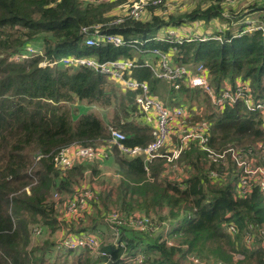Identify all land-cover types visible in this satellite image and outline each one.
I'll use <instances>...</instances> for the list:
<instances>
[{
	"label": "trees",
	"instance_id": "16d2710c",
	"mask_svg": "<svg viewBox=\"0 0 264 264\" xmlns=\"http://www.w3.org/2000/svg\"><path fill=\"white\" fill-rule=\"evenodd\" d=\"M124 1L0 0V264H192L190 255L205 264H264V244L248 241L264 226L262 191L254 185L241 196V169L232 152L215 160L198 141H190L171 162L166 157L148 161L120 155L113 144L106 161L114 163L119 178L112 183L100 180L93 207L99 212L104 205H116L127 214L139 211L149 216L153 211L159 222L151 216L148 230L119 225L123 245L106 244L101 237L110 256L87 249L76 258L50 257L58 243L54 236L64 226L68 232L103 230L98 220L83 223V218L75 228L60 217L64 194L73 191L87 169L100 171L87 160L61 168L53 159L57 151L73 143L105 145L111 138L109 126L125 133L127 145H146L154 137L152 125L133 103L136 91L122 88L85 63H64L66 56L132 60L129 75L147 81L151 94L170 107L186 105L192 112L190 123H209L208 145L216 151L242 148V154L264 165V111L249 108L242 99L220 106L183 77L176 82L158 77L161 56L155 51L171 54L172 63L187 70L195 71L203 63L218 96L228 84L235 87L247 80L253 100L264 102V4H254L244 15L225 16L226 0H200L183 12L162 1L149 5L140 18L126 15L116 21ZM247 16L253 29L242 21ZM214 19L225 26L206 40L164 38L169 28ZM109 33L120 35L125 44L109 42ZM92 35L96 43L88 44ZM28 45L34 47L30 56L16 58ZM77 100L112 107L110 122L96 112L76 114L71 103ZM195 101L199 110L193 108ZM203 104L209 109L203 110ZM173 139L175 145L178 137ZM176 161L186 173L172 179L166 176V165ZM53 192L61 198L52 197ZM229 224L236 226L234 232ZM36 227H41L37 234ZM33 235L39 236L36 242ZM139 251L141 263L122 258ZM239 251L243 257L235 258Z\"/></svg>",
	"mask_w": 264,
	"mask_h": 264
},
{
	"label": "built area",
	"instance_id": "2783aa9c",
	"mask_svg": "<svg viewBox=\"0 0 264 264\" xmlns=\"http://www.w3.org/2000/svg\"><path fill=\"white\" fill-rule=\"evenodd\" d=\"M164 2L169 6L170 0H126L119 4L121 13L118 12V17L116 21L122 20L126 15H132L133 17L140 18L147 12V7L149 5H156L160 2ZM236 0H226V3L232 4ZM170 7V6H169ZM225 16H229L227 11L224 12ZM249 28L253 29V21L249 20ZM257 22H260L259 20ZM200 25L199 21L195 22ZM261 24V22H260ZM99 29L93 33L97 38ZM167 35L164 37L167 40L183 42L184 40L201 39L206 40L209 38L207 34H184L179 35L175 28L167 29ZM87 39L88 44H94V36ZM217 37V36H216ZM107 40L112 42L116 46H121L125 44L123 38L118 34L109 33L106 35ZM97 40V39H96ZM34 51L32 45H28L24 52L18 53L16 58L28 57ZM161 56L160 64L157 69V76L160 78L167 79L169 81L176 82L179 78L183 77L186 83L190 87L202 88L206 90L210 95L214 103L224 106L226 102H236L237 100H244L249 108L256 110L261 109L264 111V102H255L253 100V95L251 92V86L247 80H239L235 87L229 84L222 91L221 95H217L209 82L208 70L203 63L197 65L195 71L187 70L182 66L175 65L170 60V55L167 52H162L159 49L155 50ZM64 63H85L88 66L97 68L102 73L106 74L110 79L118 82L122 88L130 89L136 91V96L134 99V104H136L143 114V117L147 122L152 125L153 139L146 145H127L123 140L126 138L125 133L116 127L109 126L111 138L108 143L101 145L100 147L94 145H81L78 143H73L69 146L62 147L53 156L54 162L57 166L61 168H67L72 166L76 159H95L102 156L108 155L109 148L116 144L119 150L126 156H142L145 160L152 161L159 157H166L168 161H173L179 157L183 148L187 146L190 141H198L202 147L208 152L209 156L215 160H219L226 155L227 151H231L233 158H235L236 164L241 169V175L239 177V185L237 188L238 193L242 196L246 192L250 191L254 185H258L264 196V165L259 163H254L251 156H245L242 154L244 151L242 148L230 147L226 150L216 151L210 145H208L209 140V123L206 120L196 122L193 126L188 124V118L192 115L190 110L186 105L177 106H167L158 97L154 96L150 92V87L147 81L140 80L138 78L130 76L131 68L133 66V61L130 59H115L111 61H100L96 57H77V56H66L63 58ZM41 64L46 65V62ZM128 74V75H127ZM127 75V76H126ZM179 86V84H176ZM177 136L178 140L175 142V147L171 150H163L170 140L174 142V137ZM171 142V143H172ZM41 154L37 156V159L41 158ZM215 173V171L213 172ZM94 192L90 189V192L86 193V198H82V203L87 201L88 207L90 206V200L93 198ZM114 209V208H113ZM112 208L107 212V220L111 222V227L114 230V235L117 239L120 238L119 225H127L133 228H139L142 230H148L152 228L151 216L141 213L139 211L127 214L120 210H115L112 213ZM86 210L84 211V213ZM71 214L74 219H78L83 216L80 209H75V203L68 205L67 215L68 221L70 223L75 222L70 218ZM167 225V224H166ZM228 230L234 232L236 226L229 224L227 226ZM41 227L35 228V234L39 233ZM255 236H259L261 239L264 238V226H260L257 229V233L252 235L248 241L255 240ZM169 244L173 241L167 239ZM59 246L67 248L70 250H77L81 248L89 249L91 252L99 253L103 255H109V251L102 248L101 238L94 232L84 231V232H70L65 233L61 239L58 240ZM115 244L123 245L122 241L117 240ZM264 244V242H263ZM122 258L125 262L137 261L142 262L143 254L142 252H137L135 255L123 254ZM196 263H202L199 258L191 255ZM215 264V263H212ZM221 264V263H218Z\"/></svg>",
	"mask_w": 264,
	"mask_h": 264
},
{
	"label": "rangeland",
	"instance_id": "374dc122",
	"mask_svg": "<svg viewBox=\"0 0 264 264\" xmlns=\"http://www.w3.org/2000/svg\"><path fill=\"white\" fill-rule=\"evenodd\" d=\"M200 0H170L169 6L170 8L173 9H178V11L183 12L186 11L187 9H191L193 8ZM235 5H231V4H227L226 5V11L227 13H230L231 15H235L238 16L239 14L244 15L246 14V12H249L251 10H247L244 11L247 8H252L254 7L256 3L260 4L261 6L264 4V0H236L235 1ZM176 7V8H174ZM118 12L121 13V9L118 7ZM254 16V15H251ZM256 19V18H255ZM219 21H221L220 19H218ZM251 20L250 17H244L242 19V21H249ZM241 21V22H242ZM216 22V21H215ZM222 22V21H221ZM226 23V22H225ZM236 24V23H235ZM186 25V24H183ZM193 25V26H192ZM236 25H239V23H237ZM190 29L191 32H194V27H196V23L195 22H190L187 25ZM225 26L220 24L219 26L213 25V24H206V22H204V25L200 26L201 30L206 29V31H211V30H218L219 28H223ZM199 31V30H197ZM200 34H207V35H211V33H204V32H198ZM168 34V33H167ZM134 103V102H133ZM73 104L71 109L73 111H75L76 114L79 113H83V112H96L99 115L103 116V118L106 120V122H110V118H112L113 115V109L112 107H103L97 103H93V104H88V106L86 105V101L85 100H77ZM83 104H85V106H83ZM196 105H193V108L199 110V103L197 101H195ZM205 105V107H203V110L205 109H209V106H206V104H203V106ZM87 106V107H86ZM192 113V112H191ZM199 122V121H198ZM196 123V122H195ZM195 123H190L188 121L189 125H194ZM172 140H170L168 143H166L167 145L163 148L165 149H173L175 147V145L173 144ZM98 147H100L101 145H97ZM119 149V148H118ZM120 155H124L120 150H118ZM109 158V155H105L102 156L100 158H95V159H76L75 162H80L82 160H87L90 161V164L94 166L98 165L99 174H94L93 169H87L84 173L83 178H80V181L78 184H76L74 186V189L72 192H69L67 194H64L65 199L63 200V203H61L59 205V215H61L60 217H64V215H67V208L68 205L70 203V205L73 203H75V209L78 208L81 210V212L83 213V216L78 218V219H74L73 215L71 214L70 218H72L74 223V227H79V225L83 224V223H88L89 221H94V220H98L97 226H101V228L103 230H93L91 229V232L96 233L100 238L103 237L105 240L104 242L107 244H115V241L119 240L120 238L117 239V236L113 235L114 234V230L113 228L110 226L111 222L107 220V212L112 208H114L116 205H112L110 206V209L108 207H106V205L103 206V209L100 208V211L98 212L96 208L93 207L91 201L90 200V206L88 207V203L87 201L85 203H82L81 199L82 198H86V193L90 192V189L94 192V196L96 193V190H99L100 188V180L104 179L106 181H108L109 183H112L110 181H116L117 178H119V175L116 174V172L114 171L115 167H114V163L111 161H106V159ZM174 161V160H173ZM171 162V161H170ZM178 162H173L172 164H168L167 166V170H166V176L169 178H175L178 177L180 178V176L185 175L186 171L183 169L182 165H177ZM92 168V167H91ZM56 199L61 198V195L58 194V192H53V196ZM86 210V212L84 213V211ZM92 210H94V213H92L90 215V217L88 218V214L92 212ZM115 210L118 211V209L114 208L112 210L113 212H116ZM152 214V218H153V222H155L156 224L159 222V216L157 214H155L153 211H150ZM83 218H85V221L81 224H79L78 222L80 220H82ZM128 225V224H127ZM162 228V227H161ZM169 226L165 225V230H168ZM136 229H139L136 227ZM142 230V229H139ZM76 231V230H75ZM101 231L105 232L106 236H104L105 234L102 235ZM158 231V230H157ZM68 232V231H67ZM73 232V231H71ZM113 232V234H112ZM70 233V231L68 232ZM65 234H63L62 236H64ZM62 236H54V239L58 242L59 239H61ZM59 237V238H58ZM39 238V236H34L33 235V241L36 242V240ZM53 238V237H52ZM255 242L257 243H261L263 245L264 242V238H260L259 236H255ZM55 250L54 252L51 254V258H53L55 255L57 256V254H59L61 257L60 259H65V258H76L78 255H80L82 252H84L85 248H81V249H77V250H73V253H67V248H63L61 246H59V242L57 243V245H55ZM70 250V249H69ZM243 254L239 251L235 254V258H242ZM56 258V257H55ZM189 259L192 260V264H196V262L191 259V255L189 256ZM61 260V261H62ZM209 264H212V262H208ZM221 264H225V263H221Z\"/></svg>",
	"mask_w": 264,
	"mask_h": 264
},
{
	"label": "crops",
	"instance_id": "0c3cea01",
	"mask_svg": "<svg viewBox=\"0 0 264 264\" xmlns=\"http://www.w3.org/2000/svg\"><path fill=\"white\" fill-rule=\"evenodd\" d=\"M216 21V22H215ZM194 22V21H193ZM200 22V25H197L196 27H194V32H191V29L187 26L189 23H185L186 25H180V26H176V27H173L175 28V30L177 31V33L179 35H184V34H195L197 32H204V33H212L213 30L211 31H206V29L204 30H201L200 29V26L204 25V22L203 21H199ZM210 24H213V25H216V26H219L221 23L218 21V19H214L212 20V22H210ZM193 26V25H192ZM199 30V31H197ZM61 216V215H60ZM64 219L65 222H68V217H61ZM67 226H64L63 228L59 229L58 232L56 233L57 236H62L63 234L67 233ZM58 237V238H59Z\"/></svg>",
	"mask_w": 264,
	"mask_h": 264
}]
</instances>
